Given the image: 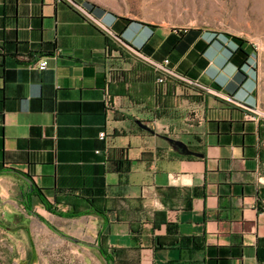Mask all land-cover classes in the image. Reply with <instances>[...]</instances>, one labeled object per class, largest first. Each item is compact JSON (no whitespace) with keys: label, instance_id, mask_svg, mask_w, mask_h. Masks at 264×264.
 Segmentation results:
<instances>
[{"label":"crops","instance_id":"crops-1","mask_svg":"<svg viewBox=\"0 0 264 264\" xmlns=\"http://www.w3.org/2000/svg\"><path fill=\"white\" fill-rule=\"evenodd\" d=\"M117 6L0 0V158L54 208L31 196L24 211L28 184L1 173L6 256L58 264L68 246L71 264H106L96 247L61 232L100 243L112 264H264V113L254 115L248 57L235 63L201 33L179 53L166 41L172 29L162 34ZM164 58L181 78L213 90L199 122H185L186 82L156 83L162 71L151 61ZM137 119L203 156L173 151Z\"/></svg>","mask_w":264,"mask_h":264},{"label":"rangeland","instance_id":"rangeland-1","mask_svg":"<svg viewBox=\"0 0 264 264\" xmlns=\"http://www.w3.org/2000/svg\"><path fill=\"white\" fill-rule=\"evenodd\" d=\"M116 10L141 22L160 26L159 32L162 34L170 29H182L183 31L197 29L209 42L213 41L212 35L239 37L240 44L246 45L249 49L247 63L253 69L254 93L258 101L254 115L264 113V0H118ZM143 32L145 30H142L139 36ZM166 65H169V61ZM171 70V73L161 72L159 75L157 73L155 81L159 85L169 77H173L187 83L185 98L189 110L185 122L187 126L195 124L201 120L199 105L202 103V98L206 94L213 95V90L199 85L197 81L183 79L184 77L181 78L173 69ZM159 77H162L161 82L158 81ZM189 148L195 150V147ZM23 209L27 212L24 206ZM3 217L0 215V222L6 223ZM32 219L37 223L43 220L40 216L39 222L35 220V217ZM30 237L39 245L38 230H30ZM2 242L4 244H0V264H16V262L10 263L9 257L6 256L9 243L5 240ZM69 250L68 246H62L60 248L62 254L55 259V263L71 264L68 253H66ZM72 261V263H78L75 259ZM36 264H40L39 260Z\"/></svg>","mask_w":264,"mask_h":264},{"label":"trees","instance_id":"trees-1","mask_svg":"<svg viewBox=\"0 0 264 264\" xmlns=\"http://www.w3.org/2000/svg\"><path fill=\"white\" fill-rule=\"evenodd\" d=\"M86 5H91L86 3ZM121 20L128 22V19L125 18H120ZM140 24H145L148 26H152L155 27L156 25H152V24H146V23H142L139 21H136ZM199 33V30L197 29H187V30H182V29H172L171 32L169 33V35L166 37V41L172 43V49L182 53L184 51V49L186 47L189 46V44H191L195 38L197 37V34ZM213 40L221 43L222 45H224L230 52V58L232 61H234L237 64H241L242 62H244L245 58L248 57L249 54V49L246 47V45H241V39L239 37L236 36H229L227 37L226 35L223 36H213L212 35ZM239 42V43H236ZM202 42H198L197 45H195L197 48H201L202 47ZM169 61V58H167ZM18 170H16L13 167H8L6 165H4L3 161L0 158V174L4 173V172H14ZM26 175V174H24ZM27 177H29L28 175H26ZM30 178V177H29ZM35 197L37 198V200L45 207V209H47L48 211H53L54 208H52L49 203L47 202V200L45 199L44 195L41 193V191L32 183L31 189L30 186H27L25 189L20 191V203L24 206V208L27 211H32V203L30 202V197ZM95 212L101 213L100 211L95 209ZM79 214V212L76 213H63L62 215L64 216H73V215H77ZM100 245V243H99ZM99 253L101 254V256L104 258L105 262L107 264H112L111 259L108 257L106 251L103 249L102 246H100L99 248Z\"/></svg>","mask_w":264,"mask_h":264},{"label":"water","instance_id":"water-1","mask_svg":"<svg viewBox=\"0 0 264 264\" xmlns=\"http://www.w3.org/2000/svg\"><path fill=\"white\" fill-rule=\"evenodd\" d=\"M135 123L141 129L146 130L149 133L155 134L158 137H160L163 140H165L167 142V144L169 145V147L173 151H175V152H177L179 154H182V155H193V156H198V157L203 156V153L202 152H198V151H195V150L189 148V146L185 142H183L182 140L175 139V138L170 137V136L165 135V134H160L157 131H155L154 128L150 127L149 125H147L146 123L142 122L141 120H138L137 119V120H135ZM14 173H16L17 175H19V177H21L28 184V186H30V189H31L32 180L29 177H27L26 175H24L21 172L14 171ZM59 234L62 237L66 238V239H69V240L74 241V242H83L84 244L94 246V247H96L99 250L100 245H98L96 243L81 241L78 238H75L73 236L66 235V234L61 233V232H59ZM30 264H33V262H31Z\"/></svg>","mask_w":264,"mask_h":264},{"label":"built area","instance_id":"built-area-1","mask_svg":"<svg viewBox=\"0 0 264 264\" xmlns=\"http://www.w3.org/2000/svg\"><path fill=\"white\" fill-rule=\"evenodd\" d=\"M152 63H154V65L156 66L157 69H160V71L164 72V73H171V69H169L167 67V62H168V59L167 58H164L161 62H155V61H151ZM36 67L40 68V69H43L47 66V59L46 58H41L39 59L36 64H35ZM158 81H162V77H159L158 78ZM99 136L101 138H103L105 136V132L104 131H100L99 133Z\"/></svg>","mask_w":264,"mask_h":264}]
</instances>
